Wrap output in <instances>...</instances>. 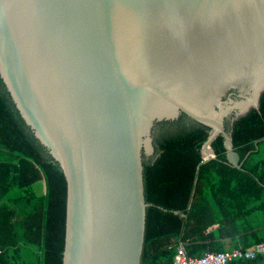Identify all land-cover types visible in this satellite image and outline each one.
I'll use <instances>...</instances> for the list:
<instances>
[{
    "label": "water",
    "instance_id": "95a60500",
    "mask_svg": "<svg viewBox=\"0 0 264 264\" xmlns=\"http://www.w3.org/2000/svg\"><path fill=\"white\" fill-rule=\"evenodd\" d=\"M0 76L65 174L63 264H142L157 123L242 167L225 122L260 109L264 0H0Z\"/></svg>",
    "mask_w": 264,
    "mask_h": 264
},
{
    "label": "trees",
    "instance_id": "16d2710c",
    "mask_svg": "<svg viewBox=\"0 0 264 264\" xmlns=\"http://www.w3.org/2000/svg\"><path fill=\"white\" fill-rule=\"evenodd\" d=\"M225 128L241 168L229 164L222 135L212 142L215 158L205 160L211 129L184 113L153 128L154 156L143 152L150 206L142 264H171L180 245L202 257L264 243V94L260 109ZM66 209L65 174L0 76V264H63ZM227 264H264V256Z\"/></svg>",
    "mask_w": 264,
    "mask_h": 264
},
{
    "label": "built area",
    "instance_id": "2783aa9c",
    "mask_svg": "<svg viewBox=\"0 0 264 264\" xmlns=\"http://www.w3.org/2000/svg\"><path fill=\"white\" fill-rule=\"evenodd\" d=\"M208 159L207 157L205 158ZM264 256V243L256 244L248 249L239 248L226 252H208L202 257L188 255L183 246H178L171 264H227L236 258L255 259Z\"/></svg>",
    "mask_w": 264,
    "mask_h": 264
},
{
    "label": "rangeland",
    "instance_id": "374dc122",
    "mask_svg": "<svg viewBox=\"0 0 264 264\" xmlns=\"http://www.w3.org/2000/svg\"><path fill=\"white\" fill-rule=\"evenodd\" d=\"M152 155V157L154 156V153L153 154H150L149 156H151ZM33 251V250H32ZM30 252H31V250L30 249H26L25 250V254H28V257L30 258V261H32V262H37L38 261V255L36 254V250L35 251H33L32 252V254H30Z\"/></svg>",
    "mask_w": 264,
    "mask_h": 264
},
{
    "label": "flooded vegetation",
    "instance_id": "af4514ba",
    "mask_svg": "<svg viewBox=\"0 0 264 264\" xmlns=\"http://www.w3.org/2000/svg\"><path fill=\"white\" fill-rule=\"evenodd\" d=\"M144 153H145V152H144ZM145 155H146L148 158L152 157V155H151V156H149L147 153H145Z\"/></svg>",
    "mask_w": 264,
    "mask_h": 264
}]
</instances>
